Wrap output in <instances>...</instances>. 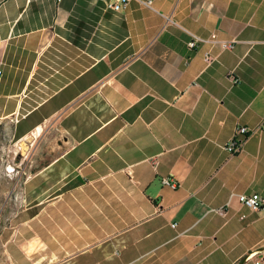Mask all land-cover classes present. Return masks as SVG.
Here are the masks:
<instances>
[{
    "label": "crops",
    "instance_id": "obj_1",
    "mask_svg": "<svg viewBox=\"0 0 264 264\" xmlns=\"http://www.w3.org/2000/svg\"><path fill=\"white\" fill-rule=\"evenodd\" d=\"M115 1L0 0L3 117L71 139L33 160L0 264H264V206L230 198H264V130L223 147L264 119V0Z\"/></svg>",
    "mask_w": 264,
    "mask_h": 264
},
{
    "label": "rangeland",
    "instance_id": "obj_2",
    "mask_svg": "<svg viewBox=\"0 0 264 264\" xmlns=\"http://www.w3.org/2000/svg\"><path fill=\"white\" fill-rule=\"evenodd\" d=\"M11 89V88H10ZM13 89V88H12ZM19 89V88H15ZM5 87L0 88V232L3 226L9 222L15 209L19 208L20 200L17 195L22 191V180L29 171L38 168L33 160L43 161L53 157V137L58 133V129L53 125V119H49L41 132L37 130L31 138L18 142L14 120L10 117H3L11 108V103L7 102L3 96ZM70 89L64 91L56 102L62 101L70 94ZM72 94V93H71ZM70 94V95H71ZM36 102L30 101L25 104L26 108H31ZM49 107V106H48ZM45 107L43 111L46 110ZM66 112V109L65 111ZM64 114V113H63ZM37 118V114L23 120L19 128H26L31 121ZM5 230V229H4ZM1 246V243H0ZM1 257V254H0ZM245 264H252L251 260H246Z\"/></svg>",
    "mask_w": 264,
    "mask_h": 264
},
{
    "label": "built area",
    "instance_id": "obj_3",
    "mask_svg": "<svg viewBox=\"0 0 264 264\" xmlns=\"http://www.w3.org/2000/svg\"><path fill=\"white\" fill-rule=\"evenodd\" d=\"M62 0H55L56 3H60ZM129 0H116L113 3H108V8L113 10L124 9ZM144 5L151 6L152 0H140ZM219 42L222 49H230L233 47L235 39L230 40H220L216 37L215 34H211L209 37H201L195 34H190V39L186 42L188 48H194L199 43H215ZM208 58V56H206ZM1 77V70H0ZM255 130H264V119L259 122L255 128H249L244 125L237 124L234 128L232 136L225 142L224 149L229 154H235L242 150L244 142L247 136ZM161 183L171 189H176L179 186V183L176 179L168 176L161 177ZM235 196L236 199L243 205L249 207L252 210H258L264 206V198L258 193L253 194H230V198ZM176 222L171 224L172 227L176 226ZM247 260H251L252 264H261L260 259H254V254H250Z\"/></svg>",
    "mask_w": 264,
    "mask_h": 264
},
{
    "label": "water",
    "instance_id": "obj_4",
    "mask_svg": "<svg viewBox=\"0 0 264 264\" xmlns=\"http://www.w3.org/2000/svg\"><path fill=\"white\" fill-rule=\"evenodd\" d=\"M51 143L53 147L59 146L61 149H65L71 145V139L69 138L68 134L65 131H59L58 133L55 134ZM250 254H253V252L245 254L238 264H244Z\"/></svg>",
    "mask_w": 264,
    "mask_h": 264
},
{
    "label": "trees",
    "instance_id": "obj_5",
    "mask_svg": "<svg viewBox=\"0 0 264 264\" xmlns=\"http://www.w3.org/2000/svg\"><path fill=\"white\" fill-rule=\"evenodd\" d=\"M242 258H243V256H241V257L239 258V260H238L237 264L239 263V261H240Z\"/></svg>",
    "mask_w": 264,
    "mask_h": 264
}]
</instances>
